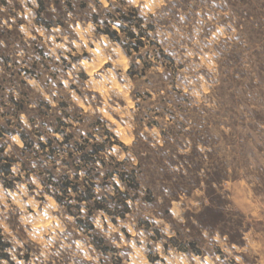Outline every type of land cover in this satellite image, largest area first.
Listing matches in <instances>:
<instances>
[{
  "label": "rangeland",
  "instance_id": "obj_1",
  "mask_svg": "<svg viewBox=\"0 0 264 264\" xmlns=\"http://www.w3.org/2000/svg\"><path fill=\"white\" fill-rule=\"evenodd\" d=\"M41 2L0 0V126L50 137L59 117L76 138L108 130L120 145L81 169L98 168L110 210L124 197L112 184L129 209L114 221L95 212L88 231L76 223L87 208L68 215L13 167L21 181L0 183V264H264V0ZM130 10L142 18L141 31L124 25L135 40L116 25L120 43L98 31ZM64 157L57 176L70 171ZM106 171L135 183L103 181ZM74 183L83 190L85 175Z\"/></svg>",
  "mask_w": 264,
  "mask_h": 264
},
{
  "label": "trees",
  "instance_id": "obj_2",
  "mask_svg": "<svg viewBox=\"0 0 264 264\" xmlns=\"http://www.w3.org/2000/svg\"><path fill=\"white\" fill-rule=\"evenodd\" d=\"M37 4L39 6L38 10L42 11L44 6L41 0H37ZM107 15L108 17L110 16V14ZM134 20H136V24H132ZM113 21L114 20L108 22V20H105V29L98 31L114 42L120 43V38L117 30H111L112 25H116L118 30L124 32L128 39L135 40L136 36L132 31L126 30L124 26L125 24L137 27L138 30L141 31L139 25L142 18H138L135 10H130V13L121 16L120 24H114ZM91 22L96 26L98 25V13L92 15ZM35 23L39 25V20H35ZM44 26L45 28H48L50 27V24H44ZM139 43L140 41H138V44ZM131 48L136 52L139 49L138 46H132ZM125 53L127 56H130V52L125 51ZM133 67L134 64L131 63L128 70L130 75ZM11 102L14 105V116L18 117L19 114L24 112V108L19 101L11 100ZM45 105L47 106L46 103ZM31 122L32 121L28 119V123L31 124ZM54 122L57 124L51 131L52 136L50 137L44 136L37 130L30 131L25 129L21 122L14 125H12L11 122H6V126H0V140L4 137H17L21 143V146H13V150L6 153V144L0 142V183L2 187L12 190L15 187V183L21 181L20 177L15 176L12 172V168L17 167L19 173L25 172V178H29L30 175L33 174L43 187L44 191L51 196L59 206L64 208L68 215L74 217L72 209L79 211L81 208H87V220H76V223L85 222L88 231L94 229L92 215L95 212H104L107 215H112V221H114V217L123 219L125 213H127L129 209L127 205V200H129L127 192H120L116 184H112L113 191L124 197L114 210H110L104 204L105 200L98 199V194L96 193L97 189H100L96 177L100 174L94 171H97L98 168L93 167V172L90 171V174L83 172L84 170L81 169V165L88 166L89 164H105L103 160L99 159L100 155L106 151L107 147L118 144L115 136L108 130L102 128V132L86 133L85 135H79V137L76 138L74 133H66V129L70 124L63 122L59 117L55 118ZM96 124L99 126L101 121L97 119ZM61 149L65 155L61 164L66 166V169L73 171H69L72 173V177L69 172H63L59 176L54 172V169L56 168V157H58V153ZM79 173L84 174L86 178V186H84L83 190L77 189L78 185L74 183L79 179ZM111 178H117L125 188H128L132 183H135L133 177L128 176V179H125L123 175L119 174V172L106 171L102 180L107 181ZM72 192L78 195L75 198L76 204L68 202L72 199ZM101 240L102 239H99V241ZM8 248L9 243L4 242L0 235V260L8 261V254L6 252Z\"/></svg>",
  "mask_w": 264,
  "mask_h": 264
}]
</instances>
